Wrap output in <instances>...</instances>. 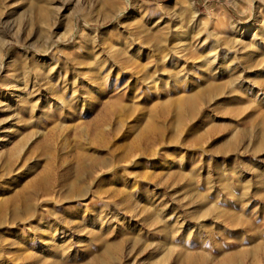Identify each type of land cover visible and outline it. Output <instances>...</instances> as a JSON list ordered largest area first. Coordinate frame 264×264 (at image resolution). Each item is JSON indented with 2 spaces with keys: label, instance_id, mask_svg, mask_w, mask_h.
Wrapping results in <instances>:
<instances>
[{
  "label": "rangeland",
  "instance_id": "374dc122",
  "mask_svg": "<svg viewBox=\"0 0 264 264\" xmlns=\"http://www.w3.org/2000/svg\"><path fill=\"white\" fill-rule=\"evenodd\" d=\"M0 264H264V0H0Z\"/></svg>",
  "mask_w": 264,
  "mask_h": 264
}]
</instances>
